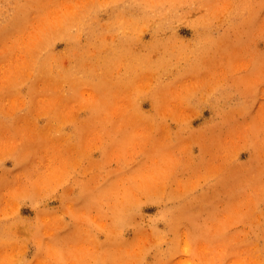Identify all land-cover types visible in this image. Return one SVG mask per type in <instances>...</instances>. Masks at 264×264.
<instances>
[{"label":"rangeland","instance_id":"1","mask_svg":"<svg viewBox=\"0 0 264 264\" xmlns=\"http://www.w3.org/2000/svg\"><path fill=\"white\" fill-rule=\"evenodd\" d=\"M0 264H264V0H0Z\"/></svg>","mask_w":264,"mask_h":264}]
</instances>
